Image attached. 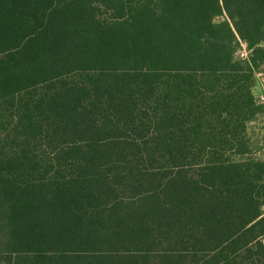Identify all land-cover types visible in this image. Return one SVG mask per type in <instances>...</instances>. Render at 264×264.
Listing matches in <instances>:
<instances>
[{
    "label": "trees",
    "instance_id": "trees-1",
    "mask_svg": "<svg viewBox=\"0 0 264 264\" xmlns=\"http://www.w3.org/2000/svg\"><path fill=\"white\" fill-rule=\"evenodd\" d=\"M260 73L264 0H0V263L264 264Z\"/></svg>",
    "mask_w": 264,
    "mask_h": 264
},
{
    "label": "rangeland",
    "instance_id": "rangeland-1",
    "mask_svg": "<svg viewBox=\"0 0 264 264\" xmlns=\"http://www.w3.org/2000/svg\"><path fill=\"white\" fill-rule=\"evenodd\" d=\"M105 14V13H104ZM105 16L107 17V16H109V14L107 13V14H105ZM245 49H247V46H246V44L245 43H243L239 48H238V50H237V56L238 57H241V53L245 50ZM247 52H248V50H247ZM249 53V52H248ZM260 77H263L264 78V76L262 75V74H258L257 75V79H259ZM261 80H259V83H261L260 82ZM256 83H257V86H258V88L257 89H255V91H254V93L256 92H259V90H260V86H259V84H258V82L256 81ZM255 93V95L260 99V97L257 95ZM262 133H264V129L262 130ZM263 153V152H262ZM263 240H264V237H263ZM1 264V263H0Z\"/></svg>",
    "mask_w": 264,
    "mask_h": 264
},
{
    "label": "crops",
    "instance_id": "crops-1",
    "mask_svg": "<svg viewBox=\"0 0 264 264\" xmlns=\"http://www.w3.org/2000/svg\"><path fill=\"white\" fill-rule=\"evenodd\" d=\"M261 74V73H260ZM259 80H261L260 82L261 83H259ZM257 82H258V84H259V86H260V90H259V92H255L259 97H261L262 95H264V78L263 77H260L259 79H257ZM258 88V86H257V83H256V85L254 86V88H253V90L255 91V89H257Z\"/></svg>",
    "mask_w": 264,
    "mask_h": 264
},
{
    "label": "built area",
    "instance_id": "built-area-1",
    "mask_svg": "<svg viewBox=\"0 0 264 264\" xmlns=\"http://www.w3.org/2000/svg\"><path fill=\"white\" fill-rule=\"evenodd\" d=\"M247 56H248V52H247V49H245V50L241 53V57H242V58H247ZM260 99H261L262 102H264V95H262V96L260 97Z\"/></svg>",
    "mask_w": 264,
    "mask_h": 264
}]
</instances>
